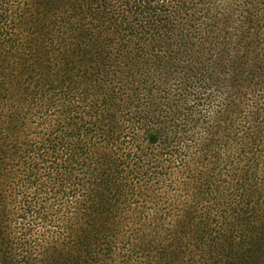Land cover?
<instances>
[{"label": "trees", "instance_id": "obj_1", "mask_svg": "<svg viewBox=\"0 0 264 264\" xmlns=\"http://www.w3.org/2000/svg\"><path fill=\"white\" fill-rule=\"evenodd\" d=\"M164 166L230 210L146 213ZM0 264H264V0H0Z\"/></svg>", "mask_w": 264, "mask_h": 264}, {"label": "rangeland", "instance_id": "obj_2", "mask_svg": "<svg viewBox=\"0 0 264 264\" xmlns=\"http://www.w3.org/2000/svg\"><path fill=\"white\" fill-rule=\"evenodd\" d=\"M59 33H61V30L58 27H49L46 30L42 28L39 34L33 28L29 29L27 34L33 41L28 42L25 46V60H28L27 63L29 65L34 63L35 67L52 72L65 67V57L69 55L66 52L68 42L63 41L62 37L59 38ZM203 108L206 109V107ZM156 173L159 174L158 177ZM150 175L153 179L149 181L143 179L146 182L141 180L145 189L136 198L137 203L143 206L146 213L169 214L173 212L176 205L184 202L203 219L214 218V224L219 216H224L230 210L231 200L229 198H235L238 192L237 188H239L236 185V189H225L222 190L224 192L221 194L217 190V184L197 183L194 180L197 176L196 172L183 170L173 176L167 166L156 171L153 170ZM133 177L135 182H138L141 174L137 175L135 173ZM141 181L139 182L141 183ZM146 188H149V190ZM214 228L218 229L219 227Z\"/></svg>", "mask_w": 264, "mask_h": 264}]
</instances>
